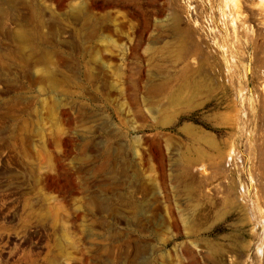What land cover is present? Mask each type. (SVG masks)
Wrapping results in <instances>:
<instances>
[{
  "label": "rangeland",
  "instance_id": "1",
  "mask_svg": "<svg viewBox=\"0 0 264 264\" xmlns=\"http://www.w3.org/2000/svg\"><path fill=\"white\" fill-rule=\"evenodd\" d=\"M0 264H264V0H0Z\"/></svg>",
  "mask_w": 264,
  "mask_h": 264
}]
</instances>
